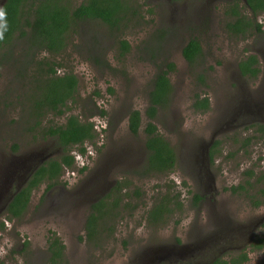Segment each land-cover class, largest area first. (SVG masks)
<instances>
[{
    "label": "rangeland",
    "instance_id": "rangeland-1",
    "mask_svg": "<svg viewBox=\"0 0 264 264\" xmlns=\"http://www.w3.org/2000/svg\"><path fill=\"white\" fill-rule=\"evenodd\" d=\"M62 1L72 9L86 0ZM122 1L127 7L116 25L77 20L56 54L34 43L26 27L0 49V263L49 264L56 237L67 264H231L242 254L247 260L239 264H264V244L255 246L264 237V183L256 181L264 171V14L253 17L236 0L261 31L235 33L227 0ZM191 38L201 53L189 63L182 47ZM249 55L257 59L255 77L238 67ZM163 70L172 90L149 119V92ZM68 73L77 85L63 113L37 115L34 100L51 87L38 82ZM202 98L206 110L194 107ZM133 110L141 117L136 134L128 124ZM72 115L92 122L95 137L70 146L72 167L33 188L25 211L10 219V197L38 166L63 154L44 131ZM148 122L175 153L166 172H146Z\"/></svg>",
    "mask_w": 264,
    "mask_h": 264
},
{
    "label": "trees",
    "instance_id": "trees-1",
    "mask_svg": "<svg viewBox=\"0 0 264 264\" xmlns=\"http://www.w3.org/2000/svg\"><path fill=\"white\" fill-rule=\"evenodd\" d=\"M29 0H4L0 6L5 12V17L0 19V49L9 45L13 36L20 32L25 34L24 27L28 28V33L34 43H37L41 49L48 51L51 54L60 52L65 47V38L72 23L80 19H99L109 26H114L120 20V14L127 7L122 0H86L76 7L69 9L66 2L62 0H37V4L30 8L29 17H23V8ZM244 5L249 8L254 15L259 13L264 14V0H245ZM238 5L231 7L230 14L234 16V20L228 23L229 28L237 33H244L252 26L256 31H261V24L252 23L248 20L241 11L237 9ZM242 25V26H240ZM124 49H128V43L121 41ZM201 53V46L196 38L189 39L182 47V55L192 63ZM257 59L254 55L247 56L238 64L242 75L255 77L259 69L256 66ZM168 68L172 69L173 64L169 63ZM56 69L54 65L47 68V73L53 75ZM45 81L51 83V87L46 89L44 97L36 101L34 100L37 109L36 114L42 115L45 111L51 110L55 114L61 115L63 111L60 109L65 101L72 98L77 85L75 75L68 73L63 76L49 77L46 80H41L38 83ZM38 84L37 89L41 91ZM172 87L167 76V71L156 75L152 90L149 92V105L146 109V114L149 119L154 118L157 107H162L167 104ZM196 109L206 110L209 107L207 98L196 99L194 102ZM140 112L133 110L129 114V129L133 134H136L140 126ZM93 123L90 121H81L76 116H69L66 123L62 126L49 127L44 131L45 136H53L58 139L59 144L63 148V154L59 159L46 161L38 166L29 176L26 184L21 187L12 196L6 207L8 217L18 218L26 209L30 194L33 188L37 187L41 182L47 180L49 185L57 180L61 171L65 167H72L74 156L69 154V147L75 144L82 145L86 140H92L95 137ZM262 130V129H261ZM146 133L145 147L148 150L146 157V172L162 173L170 170L175 164V153L169 142L161 136L156 129V125L148 122L144 128ZM264 133V130H262ZM213 148L217 141L213 143ZM79 151L84 153V147H80ZM213 150L209 152L212 157ZM248 174L253 175V171L249 170ZM257 182L264 183V171L256 176ZM264 193V190H261ZM195 199H200L199 195H194ZM99 207L94 204L93 208ZM161 206L156 207L152 211V215H160ZM96 216L91 214L87 220V229L89 234H93L92 225ZM264 228V223L262 224ZM0 227L3 223L0 222ZM264 244V237L259 238V242L255 245L258 249ZM64 246L58 238L54 237L48 245L49 264H67L68 261L63 253ZM247 260L246 254H242L240 258L231 259V264H239ZM217 264H226L224 261L216 260ZM3 264V263H0Z\"/></svg>",
    "mask_w": 264,
    "mask_h": 264
},
{
    "label": "flooded vegetation",
    "instance_id": "flooded-vegetation-1",
    "mask_svg": "<svg viewBox=\"0 0 264 264\" xmlns=\"http://www.w3.org/2000/svg\"><path fill=\"white\" fill-rule=\"evenodd\" d=\"M225 1V0H224ZM226 2H229V3H227V4H229V5H232V7L234 6V5H236V0H227ZM243 3H244V5H246L245 4V0H243ZM247 9L249 10V8L247 7ZM251 12V11H250ZM251 14L253 15V17H256L257 15H254L252 12H251ZM231 16H232V14H231ZM255 23H257V21H255ZM11 198H12V196L10 197V199L6 202V207H7V204H8V202L11 200ZM213 263L214 264H217L216 263V259L213 261Z\"/></svg>",
    "mask_w": 264,
    "mask_h": 264
},
{
    "label": "clouds",
    "instance_id": "clouds-1",
    "mask_svg": "<svg viewBox=\"0 0 264 264\" xmlns=\"http://www.w3.org/2000/svg\"><path fill=\"white\" fill-rule=\"evenodd\" d=\"M5 17V12L3 9H0V19H3Z\"/></svg>",
    "mask_w": 264,
    "mask_h": 264
}]
</instances>
